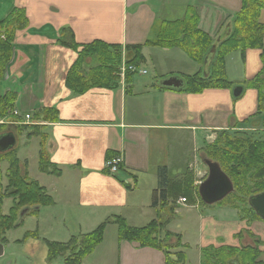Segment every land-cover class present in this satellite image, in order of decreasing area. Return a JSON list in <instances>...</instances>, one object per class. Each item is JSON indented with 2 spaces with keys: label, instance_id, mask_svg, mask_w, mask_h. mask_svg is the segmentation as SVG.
Instances as JSON below:
<instances>
[{
  "label": "crops",
  "instance_id": "obj_1",
  "mask_svg": "<svg viewBox=\"0 0 264 264\" xmlns=\"http://www.w3.org/2000/svg\"><path fill=\"white\" fill-rule=\"evenodd\" d=\"M187 6L194 7L199 17L198 28L210 36L215 46L230 34L241 0H0V20L13 8H21L27 19L25 28L15 32L11 60L0 78V96L15 93L12 107L32 114L36 124L28 126H41L37 136L28 135L32 130L25 134L24 129L18 135V124L10 115L0 124V133L17 132V139L25 140L39 137L50 162L60 171L58 175L39 171V175L32 176L28 170L29 177L39 182L53 200L51 205L38 210V216H29L41 223L33 229L39 236L27 239L30 253L35 249V243H29L30 240L43 243L56 240L44 237L42 225L46 233L62 232V237H70L77 235L75 231L90 232V228L93 230L102 220L114 215L122 216L132 226L166 216L169 209H160L159 200L152 203L153 192L160 188L161 179L179 177V168L190 157L193 147L199 146L201 133L215 135L256 112L257 91L246 87V83L263 68L260 49H246L243 54L234 51L226 56V76L232 85L235 81L229 76L228 62L241 64V82L236 83H243L244 89L237 99H233L231 88L191 93L154 85L157 79L168 76L200 72L205 77L210 73L213 56L196 63L179 48L143 46L157 21L180 19ZM259 21L264 23V9ZM62 29L68 32L61 33ZM60 35L76 43L101 40L122 48L142 45L145 62L140 66L146 71L142 76L147 74L149 65L157 66L159 72L150 82L134 80L133 74L126 90L120 83L115 88L94 87L76 94L66 86L65 77L77 53L56 42ZM233 54L235 57L230 59ZM187 68L192 71L186 72ZM44 107L57 111L51 113L53 121L42 119ZM17 139L15 150L23 163ZM108 152L122 157V169L114 174L104 170ZM3 164L0 163L1 171L7 166ZM199 204V200L192 204L177 202L174 213L177 207L191 212L200 208ZM210 206L214 208V204ZM2 211L6 213L8 209L2 207ZM26 216L20 227L6 233L4 249L10 239H23L25 231H32L24 229L20 238L12 236L14 230L25 225ZM67 222L69 226L65 225ZM243 223L238 220L236 225H229V229L220 233L224 238L217 237V241L204 238L203 234L192 245L190 239L181 235L186 245V264H199L204 247L240 246L241 240L235 234L242 231ZM169 225L168 222L170 231L178 233ZM107 226V229L113 226L108 241L112 244L110 255L115 264H164L161 250L140 247L134 241H118L116 225ZM105 235L81 264H90L88 259H93V255L103 258L100 248L105 245Z\"/></svg>",
  "mask_w": 264,
  "mask_h": 264
},
{
  "label": "trees",
  "instance_id": "obj_2",
  "mask_svg": "<svg viewBox=\"0 0 264 264\" xmlns=\"http://www.w3.org/2000/svg\"><path fill=\"white\" fill-rule=\"evenodd\" d=\"M262 9H264V0H241V7L231 23L230 34L214 46L210 36L198 28L199 17L194 7L187 6L182 18L157 21L152 28L151 37L145 41L143 46L179 48L191 61L196 63L203 62L206 59L205 55L211 51L209 54L211 57L213 56V59L208 76L204 77L200 72L183 75L184 86L182 88H167L191 93H198L209 88H231L232 83L227 78L225 71L226 56L234 51H240L243 54L246 49H260L263 68L246 83V87L257 91L256 112L233 125L234 129L247 127L257 129L264 125V114H262L264 112V23L259 21ZM26 25L27 19L21 8H13L6 17L0 20V78L11 60L15 32L25 28ZM64 32L68 31L62 29L61 33ZM2 35L3 37H1ZM56 42L77 53L65 77L66 86L76 94H82L94 87L115 88L120 86L119 79L112 74L120 67L121 60H124L127 66H140L145 62L142 45H126L122 48L119 44L106 43L101 40L76 43L68 41L61 35L60 38H56ZM91 58H94L97 63L87 73H84L86 60ZM131 80L132 73L126 72L125 84L127 86H125V90ZM154 85L165 88L156 83ZM14 100L15 93L13 92L0 96V118L6 116V110L12 107ZM42 111L43 120L53 121L54 117L51 116V113L57 114V111L51 107H44ZM260 114H262L261 118ZM32 133L33 131L28 135ZM219 134L216 145L219 144L223 132L221 131ZM215 148L216 146H213L212 158L223 167H221L222 170L230 177L240 194L249 197L264 191V137L245 140L227 138L223 147ZM114 155L117 154L108 152L106 156L110 158ZM3 161L7 162V166L4 173L0 170V243H6L5 234L8 230L15 229L20 225L21 217L24 214L37 215L41 207L53 203L44 187L30 178L26 170H22L15 148L0 153V163ZM38 167L44 173L55 175L60 173L59 169L50 162L42 140H40L38 153ZM119 169H122L121 165ZM162 173L164 175V172ZM3 178L6 180L5 186ZM165 178L161 179L160 188L153 192V204H156L157 200L161 205L168 204L167 197L176 198L179 195H183V198L188 202L193 201L194 189L191 173L175 180ZM247 178L255 180L254 185H246ZM241 185L246 188V193L240 188ZM252 189H254L253 192H251ZM196 196L201 204H205L198 191H196ZM226 197L218 203H222ZM6 198H11L13 204L10 205L6 213H3L2 204ZM24 209L27 211L22 213ZM110 222L116 225L118 241H134L140 247L161 250L165 257L164 264L186 263V245L182 243V236L179 233H174L167 228L168 220L163 221L160 217H155L145 225L132 226L120 215L107 218L90 232L73 235L65 242L45 240L44 244L47 245H45L46 260L50 263L60 260L63 264H81L84 258L102 242L105 227ZM36 231H27L26 236L37 237V235L35 236ZM235 236L237 235L235 234ZM201 253L204 257L200 264H264L258 259L261 251L250 246H208L201 249Z\"/></svg>",
  "mask_w": 264,
  "mask_h": 264
},
{
  "label": "rangeland",
  "instance_id": "obj_3",
  "mask_svg": "<svg viewBox=\"0 0 264 264\" xmlns=\"http://www.w3.org/2000/svg\"><path fill=\"white\" fill-rule=\"evenodd\" d=\"M208 52L210 53L211 51H208ZM209 53L205 55V58H209L211 56V54ZM235 55L236 54H233L230 57V59H233L232 57H235ZM122 61L123 60H121V64L118 70L114 71L112 75L115 78L119 79V82L125 83L126 72H129V70H127L126 69L127 67L125 66L122 67ZM96 63L97 62L94 58L87 59L86 64H85L86 66H85L84 73H87V71L91 69L92 67H94ZM124 67H125V70H123ZM240 69H241V64L239 63L235 64V61L229 60L228 62L229 76L232 77L233 81H235L233 85L231 86V93H232L233 99L238 98V97L233 96V88L235 86L243 84V83L242 84L236 83L237 81L241 82L240 77H239ZM146 70H147V74L143 76L142 74L134 73V80H137V81L145 80V82H150L155 79L157 72H159L157 66L153 68L151 65L147 66ZM191 71L192 69L187 68L186 72H191ZM125 85L126 84H124V87ZM262 114H264V112H262ZM262 114H260V118L262 117ZM8 117L9 116L5 117L4 119H7ZM22 129L25 130L24 131L25 134L26 132H29V130H32L33 133L37 136L38 133H40L41 131V126H28V125L21 126L17 130L18 133L15 132L14 135L16 133L19 135ZM221 131L223 132V135L221 136L219 140V144L216 145V140L218 139V136L220 135L219 132ZM221 131L216 132L215 135H208V136H206L207 134L201 133V137H200L199 144H198L199 146L193 147V150H191L190 152V157H188L184 161V164L179 168V170H181L179 177L174 175L169 178V179L175 180V179L181 178L183 175L185 176L187 173H191L193 189H194L193 201L199 200L198 196H196L198 181L202 178H205L207 175V167L204 163V158H209L211 160H214L212 158V153L214 151L213 146H216L215 149L223 147L224 143L227 141V138H230V140L234 138H241L245 140L248 138L260 139L264 137V125L259 126V128L257 129H253L250 127L241 128V129L228 128V129L221 130ZM204 136H206V138ZM18 139L20 142L19 156L23 159V163L20 162V166L22 167V170H26L27 173L29 170L32 176L39 175L38 174V172L40 171L38 167V148L40 149L39 137L36 139L32 138L29 140H25L22 137ZM38 141H39V145H38ZM24 142H25V146L22 148L21 144ZM3 163H4L3 166L7 165L6 161H3ZM5 169L2 171V173H4ZM254 182L255 180L253 179L251 180L250 178H247L246 185L252 186L254 185ZM3 185L4 186L6 185V180L4 178H3ZM155 185H156V182H155ZM240 188L245 193L247 192L244 185H241ZM253 191L254 189L251 190V192ZM183 197H184L183 195H179L176 198L167 197V200L169 201L168 204L161 205L160 203L161 205L160 209L161 208L162 210L165 209V211H168L169 209V213L166 216L161 217L163 221L169 220V223H170L169 228L178 232L180 235L184 236V238L190 239V242L192 243V245H195L193 243H195L197 240H200L203 234H204L203 235L204 238L212 239V240L214 238V241H217L216 239L217 237L224 238L222 237V235H220V233L223 232L224 229H229V225L230 226L236 225L237 221L241 220L244 223L241 224L242 232L240 233L238 232L236 234L237 235L236 237H238L237 239L241 240L240 242L241 246H250V247H254L260 250L261 253L258 259L264 262V223L260 221L258 215L253 213V210L249 207L247 203L248 196H244L240 194L237 191V188L234 187L233 192H231L226 197V199L222 202V204L214 203L213 209L211 208L210 205L201 204L199 202L200 208H197V209L195 208L191 212H186V210H184L183 208L177 207V211L174 213V210L176 209V207H173V205H176L177 202L180 204H190L193 202V201L188 202L187 200L186 202H183L181 200V198ZM11 204H13L12 199L6 198L3 200L2 207L4 210H7ZM166 206H168V208H166ZM232 208L237 209V211L233 210ZM220 211H225V213H221ZM200 212L202 213L204 212L202 216L199 215ZM29 216L31 215L28 214L25 217L26 219L25 225L22 228L14 230V232H12V236H17V238H20L24 229L33 230L35 227L41 225L40 222L36 223L35 219L30 218ZM34 216H38V214ZM210 217L211 219L213 218L214 221L211 220ZM223 221L226 224H223ZM103 222L104 220H102L100 223H103ZM109 224H112L115 226L113 222L108 223L107 225ZM65 225L69 226L70 223L67 222ZM107 227H105V230H104V233L106 231V235L104 234L105 235V238H104L105 245L103 246V248H100V249H103V252H104L102 254L103 258L101 256H98V259H99L98 260L97 256L93 255L94 257L93 259H88L90 264H115L114 257L110 255L112 251V244L111 242L108 241V236L110 235L109 230L113 226H110L108 229ZM89 230H92V228H90ZM46 232L47 230L44 229L42 225V234L44 235V237L48 239L49 238L56 239V240H49V241L65 242V240L67 241L71 237V236L69 237L68 235L65 237H62V232L54 233V234L46 233ZM75 232L76 234H78V231H75ZM36 233H35V236L36 235L39 236V232L36 231ZM244 233H248V234H244ZM79 234H83V233H79ZM30 238L32 237H29V239ZM27 243H28V240L25 243V242H17V241L10 239L6 248L3 251V254L0 256V264H63L62 261L60 260H56L52 263H48V261L46 260V246L47 245L44 244L42 240L34 239V240L29 241V243H35L34 253H30L29 248H28L30 245L27 246ZM200 257H201L200 258V261H201L202 258L204 257L202 256V253H200Z\"/></svg>",
  "mask_w": 264,
  "mask_h": 264
},
{
  "label": "water",
  "instance_id": "obj_4",
  "mask_svg": "<svg viewBox=\"0 0 264 264\" xmlns=\"http://www.w3.org/2000/svg\"><path fill=\"white\" fill-rule=\"evenodd\" d=\"M155 83L158 86L165 88L180 89L184 86V80L176 75L168 76L166 78L157 79ZM243 87L241 85L233 88V96L238 97L241 95ZM16 137L13 132L0 133V153L12 149L15 145ZM204 163L207 167V176L199 184L198 194L207 205L214 204L229 193L233 192L234 187L230 177L222 170L217 161L209 158H204ZM249 206L264 220V191L248 197ZM24 209L22 213L26 212ZM3 245L0 243V255L2 254Z\"/></svg>",
  "mask_w": 264,
  "mask_h": 264
},
{
  "label": "built area",
  "instance_id": "obj_5",
  "mask_svg": "<svg viewBox=\"0 0 264 264\" xmlns=\"http://www.w3.org/2000/svg\"><path fill=\"white\" fill-rule=\"evenodd\" d=\"M126 69L129 70V72H132V73H140V74H144L145 73V70L140 69L139 67H136L134 65H130ZM123 70H125V67L123 68ZM9 113L11 115H13L14 117H19L20 116V112L17 109H11V110H9ZM24 118H25L26 121H28L30 119V115L29 114H25ZM17 123H20V121H18ZM121 161H122V159H121L120 155L112 156V157L107 158L105 160L104 167L109 173H116L118 171V167H119ZM181 200L185 201L184 198H181Z\"/></svg>",
  "mask_w": 264,
  "mask_h": 264
},
{
  "label": "flooded vegetation",
  "instance_id": "obj_6",
  "mask_svg": "<svg viewBox=\"0 0 264 264\" xmlns=\"http://www.w3.org/2000/svg\"><path fill=\"white\" fill-rule=\"evenodd\" d=\"M252 210H253V209H252ZM253 213L256 214V212H255L254 210H253ZM256 215H257V214H256ZM258 217H259L260 221L264 223V220H263L259 215H258ZM22 223H23V217H21V223H20V225H19L18 227H20V226L22 225ZM18 227H16V228H18ZM16 228H15V229H16ZM8 231H9V230H8ZM26 232H27V231L24 232L23 239H19V240H17V242H19V241L22 242V241H25V240L29 239V236H26ZM5 237H6V234H5ZM6 239H7V237H6ZM6 243H7V241H6ZM6 243H1V244L3 245L2 254H3V251H4V245H5ZM2 254H1V255H2ZM1 255H0V256H1ZM48 263H50V262H48Z\"/></svg>",
  "mask_w": 264,
  "mask_h": 264
},
{
  "label": "bare ground",
  "instance_id": "obj_7",
  "mask_svg": "<svg viewBox=\"0 0 264 264\" xmlns=\"http://www.w3.org/2000/svg\"><path fill=\"white\" fill-rule=\"evenodd\" d=\"M16 137V136H15Z\"/></svg>",
  "mask_w": 264,
  "mask_h": 264
}]
</instances>
